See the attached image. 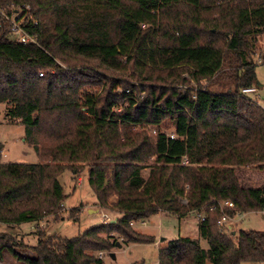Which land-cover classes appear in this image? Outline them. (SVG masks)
<instances>
[{
    "label": "trees",
    "instance_id": "obj_1",
    "mask_svg": "<svg viewBox=\"0 0 264 264\" xmlns=\"http://www.w3.org/2000/svg\"><path fill=\"white\" fill-rule=\"evenodd\" d=\"M12 3L31 6L38 43L12 40L0 14V103L39 162H3L0 141V223L57 220L68 197L61 174L85 166L99 207L120 217L59 243L40 234L32 256L0 232V257L103 264L85 251L117 246L111 231L151 243L132 222L204 210L198 237L168 241L158 264H264V229L237 231L235 244L206 206L230 199L233 217L264 212V183L244 172H264V108L243 94L258 85L264 0H0Z\"/></svg>",
    "mask_w": 264,
    "mask_h": 264
},
{
    "label": "rangeland",
    "instance_id": "obj_2",
    "mask_svg": "<svg viewBox=\"0 0 264 264\" xmlns=\"http://www.w3.org/2000/svg\"><path fill=\"white\" fill-rule=\"evenodd\" d=\"M164 41V40H163ZM259 56H262V62H259ZM256 62V73L258 79L257 92L259 102L264 106V33L258 36L256 52L253 56ZM117 76H119L117 74ZM126 83L131 79L126 78ZM132 82V81H131ZM206 83V82H205ZM138 85L137 82H133ZM139 86V85H138ZM185 87V86H184ZM146 95L145 91L139 93V99ZM6 103H0V141L4 144L2 150V161L9 163H38V155L33 146L25 141V128L21 123L12 122L7 117ZM173 133L172 128L167 130ZM152 132L155 133V130ZM88 166L76 169H66L60 176V180L67 193V200L59 214L57 220L48 216L38 222L23 223L18 226H9L0 223V232L14 234L18 240L24 244L19 251L29 256L34 255L32 246L38 244L40 234L44 239L52 237L54 242H61L65 239L72 238L82 234L86 229L100 225L116 222L120 217L114 208L107 209L99 207L96 196L88 182ZM245 175L250 177L252 184L259 186L264 183V172H253L252 169H245ZM149 169L143 171L148 175ZM116 196L110 198L114 201ZM107 215L108 217H105ZM115 220V221H114ZM198 216L192 212L187 214L183 219L175 215L163 214L155 215L146 221H134L131 223L132 228L141 234L155 236V241L151 243H140L125 241V237L116 231L110 232L111 242H116L117 246L110 249H87L85 252L92 258H101L103 264H133L144 262V264H158V254L161 247L168 241L178 238L180 235H189L198 237ZM233 228L237 231L241 229H264V212H248L235 217L234 221L227 223V230L232 232ZM108 234V233H107ZM103 232L104 237L108 236ZM233 240L237 244L236 234H233ZM201 245L208 248L206 240L201 239ZM114 253V256L111 253ZM0 264H28L19 261L10 252L4 251L0 257ZM95 264V263H93ZM257 264V263H243Z\"/></svg>",
    "mask_w": 264,
    "mask_h": 264
},
{
    "label": "built area",
    "instance_id": "obj_3",
    "mask_svg": "<svg viewBox=\"0 0 264 264\" xmlns=\"http://www.w3.org/2000/svg\"><path fill=\"white\" fill-rule=\"evenodd\" d=\"M0 14L9 23L10 38L12 40L22 43H38V36L32 34L28 30L31 24L34 26L38 24V20L33 14L32 8L29 4L12 3L7 7L0 6ZM259 62H262V56H259ZM39 75L43 76L44 73L40 72ZM243 94H245L251 102L259 104L262 108H264V106L259 102L257 87L245 88L243 89ZM170 136L174 138L175 134L172 133ZM206 206L210 211L217 209L220 210L222 215L217 220V224L221 228H227V223L235 219V217L226 212L227 208H235L236 205L233 200L216 198L207 203ZM193 212L198 216L199 220L204 221L206 219L207 214L204 210H196ZM105 217L108 216L105 215Z\"/></svg>",
    "mask_w": 264,
    "mask_h": 264
},
{
    "label": "crops",
    "instance_id": "obj_4",
    "mask_svg": "<svg viewBox=\"0 0 264 264\" xmlns=\"http://www.w3.org/2000/svg\"><path fill=\"white\" fill-rule=\"evenodd\" d=\"M163 214H167V213H165V212H160L158 215L161 216V215H163ZM234 220H235V219H234ZM234 220H233V221H234ZM232 232H233V234H236V233H237V230L233 228V231H232Z\"/></svg>",
    "mask_w": 264,
    "mask_h": 264
},
{
    "label": "water",
    "instance_id": "obj_5",
    "mask_svg": "<svg viewBox=\"0 0 264 264\" xmlns=\"http://www.w3.org/2000/svg\"><path fill=\"white\" fill-rule=\"evenodd\" d=\"M114 221H115V220H114ZM112 222H113V221H112ZM111 255L114 256V253L112 252Z\"/></svg>",
    "mask_w": 264,
    "mask_h": 264
}]
</instances>
